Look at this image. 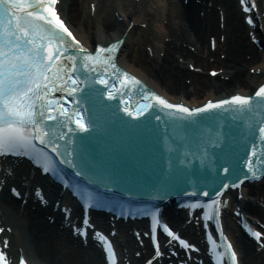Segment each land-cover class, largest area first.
<instances>
[{"label":"bare ground","instance_id":"bare-ground-1","mask_svg":"<svg viewBox=\"0 0 264 264\" xmlns=\"http://www.w3.org/2000/svg\"><path fill=\"white\" fill-rule=\"evenodd\" d=\"M253 2L258 10L252 7L248 17L262 23L264 31V0ZM117 11L123 20L117 18ZM61 12L85 45L105 44L115 37L126 35L125 43L134 51L131 55H122V66L137 73L148 86L172 101L198 104L206 99L225 97L234 90L249 95L264 82V48L260 51L252 38L253 33L262 37L264 33L253 31V27L244 22L246 14L242 12L238 0H69L62 6ZM149 21L155 25V31L146 38L141 26ZM148 39L154 43L152 56L143 48L144 41ZM212 41L216 44L213 49ZM137 58L151 60L152 67L157 68L156 73L146 66L142 70L135 68L131 63L138 61ZM190 65L203 73L206 67L211 66L219 74L214 78L204 76L202 79L203 74L193 71ZM160 72L161 80H157L153 74L156 76ZM189 76H193L192 86H187L186 79H183ZM196 76L201 79L198 80ZM28 169L25 164L0 161L3 192L0 196V226L5 230L1 238L7 240V251L13 257L25 256L30 264H104L98 245L83 242L82 238L79 239L64 227L60 212L52 213L56 218L53 222L47 214L55 209L48 205L45 208L37 205L33 209L36 203L27 194H24L29 198L26 205L8 201L12 198L5 191V183L11 181L12 184L17 182L23 191H28L29 185L41 186L44 189L42 195L51 202L47 180L37 173L32 176ZM20 175L26 176L25 179L20 180ZM243 189L244 197L240 199L236 194H230L229 207L243 210L247 217L264 222V207L251 201V198H255L264 203V186L249 185ZM244 198L249 200L245 201ZM187 218V214H183L181 223ZM226 220V229L235 238L243 264H264V251L260 252L253 241L241 234L237 227L238 218L231 214ZM236 231L238 234L234 236ZM120 232L122 235L117 239H125L121 246L125 262L137 264L141 258L151 257L148 243L143 247L137 246L129 234L123 233L125 231L122 229ZM165 248L168 252V249H172L171 244ZM163 257L167 261L165 264L173 259L167 253ZM173 264H177V261Z\"/></svg>","mask_w":264,"mask_h":264},{"label":"snow or ice","instance_id":"snow-or-ice-1","mask_svg":"<svg viewBox=\"0 0 264 264\" xmlns=\"http://www.w3.org/2000/svg\"><path fill=\"white\" fill-rule=\"evenodd\" d=\"M57 0H0V154L16 153L31 154L35 157L37 164L43 165L44 172L58 174L56 157L64 159L67 163L68 145L64 143L68 133L62 131L68 127L74 119L76 125L86 129L89 125L83 119L82 111L69 109L60 104L61 100L69 103H77L69 100L68 95L63 97L49 98L48 89L55 88L57 84L63 85L61 89L65 93L79 94L81 84L74 73L77 64L82 61V67L88 68L89 65L104 66V71H108L111 65L116 72L117 68L114 61V53L121 40H116L108 46H98L95 53H87L81 42L73 35L72 31L61 18L55 7ZM70 38V40L68 39ZM78 48L73 54L69 49ZM108 53V55H105ZM67 54V55H65ZM70 61V63L68 62ZM55 69V71H51ZM61 70L64 74L61 75ZM115 75V73H113ZM101 84H108L106 78L98 77ZM123 81L130 84H139L140 81L127 71L123 72ZM121 81V82H123ZM114 88L115 85L113 84ZM112 96V92H106ZM148 97H154L160 105L167 109H173L171 116L179 117L182 120L190 119L193 115L205 112V110L217 109L221 105L235 104L240 111L253 110L259 104H264V85H262L253 96L233 95L227 100L208 101L202 107L191 108L182 103H170L167 99L154 92H148ZM152 104L146 103L139 106L136 111H129L132 116L141 115V111H147ZM74 113V115H72ZM58 117H63L68 124L61 126V129L53 130L46 121H56ZM264 132V128H261ZM46 145L49 152H41L37 147ZM63 145L64 151H61ZM251 169V162H249ZM225 172L229 169L225 168ZM255 175V170H252ZM105 182V187L107 186ZM223 187H228L224 185ZM16 195H20L16 189H12ZM83 195L86 200L93 204L100 202V196L88 190H84ZM218 212L219 201H213ZM215 214V213H214ZM154 223H158L153 213ZM87 223V220H85ZM163 228L176 240L188 248L194 245L188 244L173 232L167 224ZM4 229L0 228V231ZM79 231V230H78ZM253 235L260 238L264 233L253 232ZM221 238L223 233L221 232ZM100 239L107 242L108 249L114 254L111 248V241L106 236L100 235ZM215 245V241L212 242ZM7 240L5 239V246ZM218 247V245H217ZM225 250L230 252L233 264H238L236 252L230 242H225ZM159 245H157V255H159ZM0 264H9L7 252L0 248ZM19 264H25L21 257Z\"/></svg>","mask_w":264,"mask_h":264},{"label":"rangeland","instance_id":"rangeland-1","mask_svg":"<svg viewBox=\"0 0 264 264\" xmlns=\"http://www.w3.org/2000/svg\"><path fill=\"white\" fill-rule=\"evenodd\" d=\"M149 7V6H148ZM154 24H152L151 22H149V25H148V27H147V29H144V34H143V36H147V38H149L148 36H149V33L151 34V33H153L154 31H155V28H154ZM259 28V27H258ZM263 32L264 33V31H263V26L262 25H260V32ZM152 36V35H151ZM260 42H264V37H262L261 36V38H260ZM144 44H150L152 47H154V43L152 42V40L150 39V41H149V39L148 40H146L145 41V43ZM144 44H143V48H145L144 47ZM264 44V43H263ZM264 47V46H263ZM143 50V49H142ZM132 51H134L133 50V48H131V46H129V45H125V47L123 48V51H122V55H126V56H128V55H131L132 54ZM145 52H146V49L144 50ZM122 55L120 56V58H122ZM171 58V57H170ZM142 59V58H141ZM139 60V58H137V60L138 61H133V63H131V64H133L134 65V67L136 68V67H138L139 69H144V67L146 66V67H149V65H148V63H147V61H146V59H145V61H142V60ZM151 70H152V68L151 67H149ZM208 68H212V67H206L205 68V73H206V75L208 76V73H207V71L209 70ZM154 73H156V69L154 70H152ZM158 74V73H157ZM156 74V76L153 74V76L157 79V80H161V72L157 75ZM203 78L202 79H204L206 76L205 75H201ZM205 76V77H204ZM198 76H196V78H197ZM199 78L201 79V77H198L197 79L199 80ZM184 80L186 79V84H187V86H189V85H191V83H193V76H189L188 78L187 77H185V78H183ZM183 79H182V82H183ZM192 81V82H191ZM190 82V83H189ZM185 84V85H186ZM192 86V85H191ZM169 87V86H168Z\"/></svg>","mask_w":264,"mask_h":264}]
</instances>
